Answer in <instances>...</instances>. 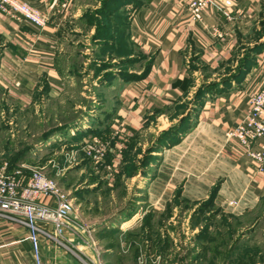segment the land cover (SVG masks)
<instances>
[{
	"label": "crops",
	"instance_id": "obj_1",
	"mask_svg": "<svg viewBox=\"0 0 264 264\" xmlns=\"http://www.w3.org/2000/svg\"><path fill=\"white\" fill-rule=\"evenodd\" d=\"M22 1L38 8L48 20L45 27L35 29L22 17L0 11V97L14 103L11 110L33 115L38 127L33 132L31 126L22 128L17 123L18 131L12 133L10 142L16 140L14 147H27L24 160L17 166L42 167L70 193L81 182L87 184L83 193H100V174L111 172L109 188L115 202L118 204L114 194L118 193L121 181L126 197L136 198L133 213L122 212L118 217L103 219L90 214L98 205L79 200L81 190H74L71 198L75 211H80L81 218L90 219V228L87 231L79 219L70 218L64 238L74 250L43 238L44 264H85L80 253L94 264H127L118 254L120 250L126 251L127 246L120 240L108 239L114 232L135 235V243L140 241L139 254L145 251L150 257L149 244L144 246V241H148L144 234L149 231V212L163 211L172 202L196 205L207 200L213 190L214 203L223 211L242 214L259 204L264 194V176L256 174L248 156L237 152L228 132L245 117L251 96L264 82V49L255 54L253 66L230 85L220 92L202 95V103L193 107L194 115L179 127L175 142L161 145L157 137L188 113L183 111L175 118L172 110L194 97L202 82L215 81V75H220L235 59L241 37L254 29L264 0H231L228 9L225 0H214L215 6L203 13L201 22L191 14L190 0L128 2L123 8L129 11L128 40L143 53L154 54L147 73L138 79L111 76L99 82L96 81L100 76L96 80L88 74L98 91L89 96L87 105L75 102L70 111L65 103L71 102L74 90L81 86L79 82L87 81L80 75L87 63L80 65V70L74 69L68 42L75 35L88 41L89 35L95 33L96 24L89 26L87 35L83 34L89 25V9L99 7L100 2L97 0L95 5L88 0ZM217 30L222 37L215 36ZM80 42L95 53L103 47H90L80 40L71 41L72 47L77 48ZM256 42L253 39L249 46ZM128 57H133V53ZM203 69L213 75L204 78ZM84 90L85 85L81 93L86 96ZM67 113L76 116L64 119ZM21 130L26 132L25 138L20 135ZM149 133L154 134L153 139L138 142V154L134 157L139 162L150 146L149 160L121 178L117 171L129 164L126 154L131 144ZM109 134L114 141L101 171H96L87 159L63 169L64 155L51 154L59 145L83 144L92 137ZM28 137L35 139L25 142ZM6 157V152L0 150V159ZM75 171L78 177H74ZM39 200L51 202L45 196ZM42 224L52 229L51 224ZM133 250L135 259L140 255ZM0 264H36L26 227L5 218H0Z\"/></svg>",
	"mask_w": 264,
	"mask_h": 264
},
{
	"label": "rangeland",
	"instance_id": "obj_2",
	"mask_svg": "<svg viewBox=\"0 0 264 264\" xmlns=\"http://www.w3.org/2000/svg\"><path fill=\"white\" fill-rule=\"evenodd\" d=\"M88 1H90L91 4H97V0ZM104 1L105 0H99V7L89 9L90 15L93 17L86 18V22L89 25L87 28H84L86 32L83 34H88L87 31H89L91 28L89 26H94V23L96 24L95 26H97L101 23L102 31L99 29V32H101L104 39L107 38L109 41L96 38L95 33L97 31V27L95 28V33L89 35L90 38H88V41L85 37L83 39V36H70V43L68 42L67 48L73 55L71 61L74 64V69H82L80 68V65H83L84 62H86L87 64L85 65V71L80 75L82 77L84 76L83 78H86L87 81L85 83L79 82L81 86L74 90L76 92L75 94H72L73 98L71 99V102L73 103H71L69 100H67L65 103V108L67 111H70L75 102L82 105H87V101L90 100L89 96H92L93 92L97 93L98 89L96 88V84H93V86L91 85V81L95 82V80H92L88 74L93 75L95 79H98V76H100V79H96V82L111 78V76H115L117 78L121 77L123 79H138L147 73L149 65L153 60L154 54L143 53L140 48L136 46L133 47L128 40L126 33L127 21H129V11L123 9L125 8V4L117 9L118 13L116 15L103 16L98 12L101 8L104 9L105 7V9H108L109 11L113 9V7L109 5L111 2ZM263 14L264 5L262 7L260 16L255 20L254 29L249 31L247 34L242 35L235 59H233L228 66L224 67L220 73L218 72L220 75H215L216 80H222L232 75L231 73L234 72L239 62L243 61L245 57H247L244 59V61L248 62V69L253 66L254 62L252 59L255 57V55L250 54L248 56V50L246 48L250 45L253 39H257L259 33L261 36H264ZM77 40H80L84 43H89L91 45L90 47H92L93 44H98L100 47H103L96 53L93 50L87 49V45L84 47L81 42L77 48H73L71 41L76 42ZM111 43L112 46L110 45ZM83 47L85 48V51L82 50ZM84 52L86 54H83ZM131 53H133V57L129 58L128 55ZM94 60H96V62H94ZM202 74L204 75V78H209L213 75L209 72H206L205 69L202 70ZM194 83L198 82L195 81ZM194 83L193 86H195ZM203 84L207 83L202 82V85ZM84 85L86 86V90H84L86 92V96L82 95L81 93L82 86ZM224 85V87H226L228 84ZM201 101L202 99L197 97L195 94L194 97L187 99L183 104L177 106L174 110H172L173 113H171L175 118H178L177 116H179L181 112L188 110V113L190 112L191 116H193L194 105L199 106ZM13 104V102L5 99L2 100V97H0V150L1 152H6L7 156L6 160L0 159V167L6 166L8 171L11 172L15 171L16 169L21 170L22 173H17L16 176L20 181H22V179H25L30 175V169L27 167V169H25L22 166L17 165L11 166V163L15 161L14 159L20 158V156H22V153L26 149V145L24 144L22 146H17L20 149L14 147V144L12 143H15L16 140H11L10 142V139H12L11 135L12 133H16L18 131L19 125L21 127L23 125H29L31 126L33 132H37L36 130L38 127L34 125L35 117L30 113H23L17 109L11 110L10 108H12L11 105ZM67 116L75 117L76 113L64 115L63 118L65 119ZM17 123L20 124L18 125ZM150 133L145 137L140 136L138 141H133L129 148V154H126L129 156V164L125 165L123 169H120V171H117L119 172L117 174H119L120 177L124 174L134 173L142 165H145L147 158L149 160L150 156L148 150L144 151V156H142L139 162L135 161L134 157L138 154L136 153L138 151L135 150L138 142L142 143L144 141L147 142L148 139L149 141L153 139L154 134ZM20 135L25 138L26 132L21 130ZM94 138H98L101 142L103 141L105 144H107L108 149L111 146L110 144H113L114 141V136L112 134L107 135V137L95 136L83 144H74L71 142V144L66 146L63 144L59 145L57 148L51 151V154H53V156H59L60 154L64 155V162L62 163L63 169L75 166L82 160L87 159L86 161H88V163H90L92 167L96 169V171H101L103 170L102 165L107 162L108 150L104 158L99 161L83 150V148L88 144H92ZM33 139L35 138L28 137L26 138L25 142L29 143ZM148 147L150 148V146ZM72 151H75V157L71 156L73 153ZM73 173H75L74 177L79 176L78 171ZM111 174V172L100 174V193H83L86 190L87 184L82 182L76 187H73L72 193L68 192L62 186L61 187L69 193L70 197L73 195L74 190H78L79 192L81 190L80 193L82 194L78 197L79 200L96 203L98 206L94 210L91 209V213L88 212L91 215H100L99 217L103 219L118 217L119 215L123 214L121 212L122 209H126L128 207V203L130 205V201L133 198L130 195L126 197V191L124 189L125 185L121 184V181L118 186V193L116 192V194H114L116 195L115 198L117 199L118 204L115 202L114 198L112 197L113 194L109 188L110 179L108 176H111ZM124 179L125 178L122 180ZM125 197L126 199L123 201ZM199 205L200 203L194 205L185 202H172L170 204V208L164 209L163 211L158 212L151 210L148 216L151 215V217H153L152 221L155 222L153 225H150L148 233L144 234V238L146 235L148 237V241L146 243L144 241V246L146 244H149L150 246L149 251L147 252L153 256L154 254L160 256L161 264H187L188 261L186 260V255L190 249H192L193 254L200 256L197 260H194V256L192 257L193 264H264V194L261 201L254 209L247 210L242 214H238L232 210L230 212H216V209H214L215 212H212V209L207 208V210L202 209L200 211L198 210ZM99 206H101V209L98 208ZM212 213H216L215 216H212ZM71 218H74V221L79 219L84 228L87 231L89 230V225H91L90 219L81 218L80 211L76 212L74 210V212L71 214ZM75 229H77V226ZM206 232L209 233L207 234ZM157 234H162L163 237L170 235L172 238V244L169 248V252L164 256L160 252L156 253V248L153 246V239ZM108 239L120 240L122 243H124L125 247L127 246V248H125L126 251L120 250L118 253L123 257H127L126 259L121 257V259L125 260L127 264H130L131 262H135V264L139 263V256L135 257V259L132 257L134 252V250L132 251V248L137 251V255L139 254L138 245L140 241L135 243L137 240L135 235L127 234L123 236L120 232H114L111 236H108ZM62 241L66 248L73 249L65 240V238H63ZM236 241L237 246H234ZM75 252L78 251L75 250ZM143 253L145 254V251ZM79 255L83 256L85 264H94L81 253ZM137 255L135 253V256ZM113 261L116 262L117 260L113 258Z\"/></svg>",
	"mask_w": 264,
	"mask_h": 264
},
{
	"label": "built area",
	"instance_id": "obj_3",
	"mask_svg": "<svg viewBox=\"0 0 264 264\" xmlns=\"http://www.w3.org/2000/svg\"><path fill=\"white\" fill-rule=\"evenodd\" d=\"M225 8L232 6L231 0H225ZM215 6L214 0H190L193 17L201 22L203 13ZM0 11L13 16L22 17L35 29L47 24V17L36 7L22 0H0ZM215 36L222 37L220 31ZM229 139L236 144L237 152L250 158L255 166L256 174L264 176V82L260 89L250 98V107L245 117L228 132ZM84 152L97 161L104 158L108 145L98 138L83 148ZM75 157V151H72ZM28 167L31 174L22 179L17 178L21 170L8 171L6 166L0 167V218H5L26 227L32 243L36 264H44L42 254L43 238L64 244V231L69 225L75 204L69 193L58 181L46 174L42 167ZM41 196L49 197L51 202H41ZM42 223H49L47 229ZM160 256L144 253L139 256L140 264H161Z\"/></svg>",
	"mask_w": 264,
	"mask_h": 264
},
{
	"label": "trees",
	"instance_id": "obj_4",
	"mask_svg": "<svg viewBox=\"0 0 264 264\" xmlns=\"http://www.w3.org/2000/svg\"><path fill=\"white\" fill-rule=\"evenodd\" d=\"M106 1L107 2H111V3H109V5L112 6L113 9L111 11H109L108 9H105V7H104V9L101 8L98 12L101 13V15H103V16L104 15H107V16H114V15H116L118 13V10L117 9L119 7H122L123 4H127L130 1H133L134 3H138L139 2V0L138 1L137 0H105L104 2H106ZM139 4H141V3H139ZM88 17H93V16H88ZM263 18H264V14H263ZM128 24L129 23L127 21V27H128ZM263 24H264V22H263ZM96 27H97V31L95 33L96 38L97 39L100 38V40H107V41H109V39H107V38L104 39V37L102 36L101 32H99L100 30L102 31V25H101V23L98 24ZM126 36H127V33H126ZM261 37H263V36H261L260 33H259V36L256 39L257 42L253 46H247L246 49L248 50V53H247L248 56L250 54L251 55H255L257 52H259L260 50L264 49V40H260ZM107 41H104V42H107ZM246 58L247 57H245L244 59H246ZM244 59H243V61H240L239 62L237 68L234 70L233 73H231L232 75H230L227 78L222 79L220 81H212V82H209L207 84L201 85L198 88L197 92H196V96L197 97H200L202 99V95L203 94H207L208 92H212V91L213 92H220L221 90H223V87L225 86L224 84H228V85L231 84L233 80H235L236 78H238L241 74L247 72L249 70L248 69V66L249 65H248V62L247 61H244ZM190 117H191V113L189 112V113H187V115H185L184 117H182L180 119V123H178L177 125H174V126L168 128V129L162 131L158 135L157 141L161 145L164 144V143H168V142L169 143L175 142V136L178 133L179 127L182 126L184 123L188 122V120H189ZM148 151L149 152L152 151V147L149 148ZM25 152H27V147L24 150V152L22 153V156H20V158L14 159L15 161H13L11 163V166H16L17 164L21 163L24 160V154H26ZM215 192H216V190H213L211 196L207 200H205L203 202H200V205L198 207V210L201 211L202 209H206L207 208V209H212V212L214 211V209H216L215 210L216 212L217 211L218 212H222L223 211L222 209L217 208L216 205H215V203H214ZM132 198L133 199L130 201V205L128 204L127 209H122L121 212H126L127 214H129V213H133L135 211L134 208L132 207V204H133V200H136V198L135 197H132ZM167 208H170V204L168 205ZM203 213H205V212H203ZM215 214L216 213H214V214L212 213V216H215ZM152 218L153 217H151V215L148 216V219L150 221V225H152L151 224ZM150 225H149V227H150ZM206 233L208 234L209 232H206ZM171 244H172V238L170 237V235L163 237L162 234H157L156 237L153 239V246L156 248L155 249L156 250V253L160 252L161 254H163V256L166 255L169 252V248H170ZM234 246H237V241H236V243H234ZM193 256H194V260H197L200 257L199 255L193 254L192 249H190L189 252L186 255V260L188 261L187 264H193V261H192L193 260L192 259Z\"/></svg>",
	"mask_w": 264,
	"mask_h": 264
}]
</instances>
